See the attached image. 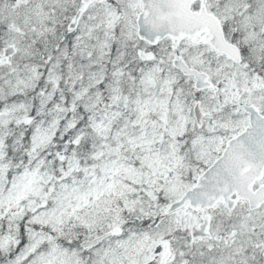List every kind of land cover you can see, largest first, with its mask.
I'll list each match as a JSON object with an SVG mask.
<instances>
[{
    "label": "snow or ice",
    "instance_id": "snow-or-ice-1",
    "mask_svg": "<svg viewBox=\"0 0 264 264\" xmlns=\"http://www.w3.org/2000/svg\"><path fill=\"white\" fill-rule=\"evenodd\" d=\"M0 264H264V0H0Z\"/></svg>",
    "mask_w": 264,
    "mask_h": 264
}]
</instances>
